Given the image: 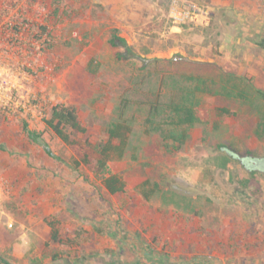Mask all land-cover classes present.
<instances>
[{"label": "rangeland", "instance_id": "obj_1", "mask_svg": "<svg viewBox=\"0 0 264 264\" xmlns=\"http://www.w3.org/2000/svg\"><path fill=\"white\" fill-rule=\"evenodd\" d=\"M112 29L137 58L115 60ZM262 40L264 0H0V264L129 261L145 246L169 259L264 264ZM125 99L129 152L107 168L126 182L116 196L43 119L73 105L97 141ZM171 101L194 118L177 128L182 143L162 123ZM51 216L62 234H92L80 255L53 260L56 246L42 248Z\"/></svg>", "mask_w": 264, "mask_h": 264}, {"label": "trees", "instance_id": "obj_2", "mask_svg": "<svg viewBox=\"0 0 264 264\" xmlns=\"http://www.w3.org/2000/svg\"><path fill=\"white\" fill-rule=\"evenodd\" d=\"M108 44L115 49L114 58L117 61H133L138 55L135 53L133 48L126 42V40L117 34L116 29H112L108 39ZM264 48V40L260 42ZM145 60V59H143ZM141 69L143 66L140 67ZM125 104L120 106L119 116L120 119L112 120L106 124L105 128V139L101 140H91L87 136L88 127L80 120L77 108L73 105H65L63 103H57L51 106L50 115L48 118H44L43 122L45 125L58 137L63 143L68 146L73 147L79 158L75 159L74 164L76 166H90L96 175H100L101 183L105 191L110 195H120L125 192L126 182L122 176L118 173L107 172L108 164L112 161L121 160L126 157L129 152V141L132 131V125L129 120L123 118V111L126 107V103L129 102L128 99L124 100ZM161 104H153L150 110H148V115H157L158 109ZM161 107V106H160ZM163 111H167V114L163 116V124L169 126L171 130L169 132V137L172 140H178L182 143L184 133L177 137V128L180 125L192 123L193 115L189 109L183 107L179 102H166L162 104ZM230 114L228 108L218 107L215 109V115H227ZM25 134L28 139L32 142L41 143L43 139L40 137L39 132L26 129ZM166 137V136H165ZM174 148H179V146L174 145ZM45 151L50 154L48 146L45 145ZM230 156H234L233 151H230ZM256 163L255 161H251ZM244 166L250 171L253 170L251 164L248 162L244 163ZM151 192V191H150ZM150 192H142L145 199L149 198ZM47 225L49 231L47 233V238L42 245V248H49V244L52 243L56 246V249L51 253L52 259L56 260L61 257L60 253L71 251L78 254V249L81 247L82 243L88 238H92V234L86 229H75L73 235L69 233L61 232L60 223L57 217L51 216L48 220ZM99 231V230H97ZM101 232V231H99ZM117 234L111 233V237H117ZM125 238V234H123ZM119 240V239H118ZM175 240H172L174 243ZM171 245V244H170ZM175 246H171V249ZM145 246L144 253L133 258L129 261H120L118 258H113L110 254L105 255L101 258L102 264H205L210 257L195 256L190 259H185L182 257H174L169 259V256H162L158 251L154 249L149 250ZM201 257V258H200ZM81 256H78V259ZM107 258L109 260L107 261ZM5 264H13L4 260H1Z\"/></svg>", "mask_w": 264, "mask_h": 264}]
</instances>
